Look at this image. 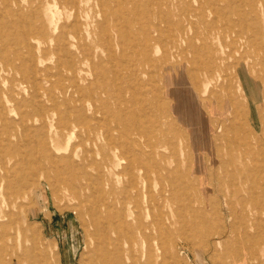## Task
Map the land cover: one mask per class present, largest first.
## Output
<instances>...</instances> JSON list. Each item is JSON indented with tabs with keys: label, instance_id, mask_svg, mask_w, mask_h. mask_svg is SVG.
Listing matches in <instances>:
<instances>
[{
	"label": "rangeland",
	"instance_id": "rangeland-1",
	"mask_svg": "<svg viewBox=\"0 0 264 264\" xmlns=\"http://www.w3.org/2000/svg\"><path fill=\"white\" fill-rule=\"evenodd\" d=\"M142 3H146V6ZM108 4L112 6L109 7ZM22 6L26 14L36 12L42 17L51 16L54 21L52 25H45V35L25 37L21 29L23 22L18 20L20 25L8 24L9 19L14 17L12 21L16 20L17 14L13 11L17 9V5L10 6V15L1 17V13L5 11L4 5L0 4V32L3 33L0 34V155L5 159L12 157V161L19 160L22 156L28 157L35 163L34 166H38L37 160L42 161L40 165H45L44 151L38 140L44 136L48 138L51 129L55 130V125L50 127L51 123L55 121L57 125L66 122L68 117L74 118L78 114L77 109L86 118L97 113L96 107L101 111L96 119L88 121L92 126L89 125L92 128L89 135L92 138L89 141H86L88 135L83 127L78 129L79 135L73 136L71 140L67 134L60 138L59 146L56 145V149H53L58 159L56 165L54 167L48 164L54 180L51 178L49 181H40L43 186L34 183V190L29 191L31 196L43 195L46 199L42 205L44 212L39 214L37 220H33L34 224L49 233L50 238L44 233V241L58 243V239L62 249L70 253L72 264H88L90 250L85 244L89 239L85 231L88 228L83 227L85 222H82L87 220V212L92 211L93 214L97 213L94 218L106 230V233L104 230L102 232L106 237L103 245L108 258L122 264L121 251L126 247V238L134 237L135 233L128 223L123 222L121 215H124L127 207L134 205L130 201L136 199L139 207H144L149 202L154 207L156 205L154 210L157 217L167 219L165 221L169 233L159 231L150 240V264H264V214L260 218L262 224L254 225V219L260 216L261 205L264 206V0H23ZM61 31L64 32L62 38L59 37ZM148 31L152 33L150 37L146 35ZM107 38L111 39L112 44ZM31 54L33 57L29 59ZM98 58H101L100 61ZM33 61H36L35 70ZM71 64L80 70L79 75L85 80L82 81L83 86L88 87L92 82L97 86L95 93L106 100L107 105L96 99L92 101L85 94L81 96V104L79 101L64 102L56 91L54 95L59 100L57 103L52 101L53 92L50 91L52 86L49 80H55L61 72L66 74V69ZM211 68H215L214 72ZM47 71L53 78L48 77ZM33 72L36 73L35 76ZM135 74L139 75L137 80L134 78ZM129 75L134 86L130 89L131 93H126V96L124 94V99L119 91ZM211 75H214L215 80L207 84L208 89L205 90L204 84ZM57 107L61 114L55 115L53 122L52 119L37 116L42 111L50 112ZM242 112L246 116L243 117ZM117 117L119 121L124 117L132 120V123L136 121L133 125L137 126L134 135L136 139L127 146L129 158L121 161L117 172H107L105 163L117 168L115 166L118 161L114 159L117 152L106 144L104 136L109 131L115 138L119 137ZM197 121L201 123V127L197 128ZM151 143L154 147L149 146ZM29 168H21L17 164L9 168L7 174L0 173V193L6 201L29 188ZM145 176L148 179L149 196L151 195L149 198L143 186ZM233 186L239 189V193L231 200L232 205H229L227 199L231 197ZM68 193L74 197L71 202L65 198ZM55 194L59 199H54ZM30 210L31 208H24L26 213ZM22 213L19 210L14 215L19 222L22 220ZM4 222V226L0 227V258L8 247L6 221ZM143 222L147 223L149 219L144 218ZM134 225L138 224L134 222ZM27 236L30 237L29 232ZM140 249L138 256L143 254V247ZM115 254L119 256L116 257ZM30 261L28 258L24 264L33 263ZM0 264H4V261L1 260Z\"/></svg>",
	"mask_w": 264,
	"mask_h": 264
},
{
	"label": "bare ground",
	"instance_id": "bare-ground-1",
	"mask_svg": "<svg viewBox=\"0 0 264 264\" xmlns=\"http://www.w3.org/2000/svg\"><path fill=\"white\" fill-rule=\"evenodd\" d=\"M22 1L23 0H0V4H2V5H4V11H5V13H7L6 15H5V13H1L2 14V16L1 17H5V16H8V15H10V13H12V10H11V7L10 6H12V5H17V9H15L14 11H13V13H15V14H17V17H16V20H14V21H12L13 19H14V17H13V19H9V23L8 24H19L20 25V23L18 22V20L20 21V22H23L22 23V25H21V29H22V31H23V33H24V35H25V37H29V36H31V35H33V34H41V35H45V25L47 24V25H52L53 24V19H52V17L50 16H48V17H42L41 15H39L38 13H33V14H31V15H29V14H26L25 12H24V6H22ZM26 1H30V0H26ZM42 1V0H41ZM179 1V0H178ZM225 1V0H224ZM239 1V0H238ZM65 2H67V1H65ZM69 2V1H68ZM74 2V1H73ZM149 2V1H148ZM148 2H146V3H148ZM150 2H151V0H150ZM215 2V1H214ZM219 2H221V1H219ZM229 2H230V0H229ZM234 2V1H233ZM263 2V1H262ZM77 3H78V1H77ZM123 3H124V1H123ZM136 3H137V1H136ZM140 3V2H139ZM144 3V2H143ZM142 3V5H144ZM146 3H145V5L144 6H146ZM211 3V2H210ZM243 3V2H242ZM241 3V4H242ZM261 3V2H260ZM52 4V3H51ZM61 4V3H60ZM110 4V3H109ZM108 4V5H109ZM130 4V3H129ZM171 4H173V3H171ZM229 4V3H228ZM79 5V4H78ZM120 5H121V3H120ZM155 4H153V6H154ZM200 5V4H199ZM230 5H231V3H230ZM244 5V4H243ZM61 6V5H60ZM110 6H112V5H109V7ZM148 6V5H147ZM171 6V5H170ZM228 6V5H227ZM38 7H40V6H38ZM37 7V8H38ZM51 7V6H50ZM100 7H101V5H100ZM103 7V6H102ZM150 7V6H149ZM173 7V6H172ZM177 7V6H176ZM222 7H224V6H222ZM229 7V6H228ZM227 7V8H228ZM240 7H242V6H240ZM245 7V6H244ZM249 7V6H248ZM30 8V7H29ZM52 8V7H51ZM73 8H74V6H73ZM112 8V7H111ZM170 8V7H169ZM180 8H181V6H180ZM225 8V7H224ZM239 8V7H238ZM66 9V8H65ZM102 9V8H101ZM159 9V8H158ZM221 9V8H220ZM232 9V8H231ZM230 9V10H231ZM2 10H3V8H2ZM28 10V9H27ZM60 10H61V8H60ZM68 10V9H67ZM71 10H72V7H71ZM77 10V9H76ZM129 10V9H128ZM150 10H151V7H150ZM150 10H148V11H150ZM156 10V9H155ZM181 10V9H180ZM217 10V9H216ZM222 10V9H221ZM226 10V9H225ZM244 10H245V8H244ZM140 11V10H139ZM152 11V10H151ZM183 11V10H182ZM213 11H214V9H213ZM227 11V10H226ZM234 11V10H233ZM2 12V11H1ZM103 12V11H102ZM107 12V11H106ZM167 12V11H166ZM174 12V11H173ZM242 12V11H241ZM263 12V11H262ZM114 13V12H113ZM112 13V14H113ZM115 13H116V10H115ZM114 13V14H115ZM137 13V12H136ZM143 13H144V11H143ZM168 13V12H167ZM179 13H180V11H179ZM232 13V12H231ZM240 13V12H239ZM61 14V13H60ZM103 14V13H102ZM117 14V13H116ZM121 14V13H120ZM158 14V13H157ZM166 14V13H165ZM185 14V13H184ZM215 14H216V12H215ZM43 15V14H42ZM65 15H66V13H65ZM75 15V14H74ZM129 15V14H128ZM186 15V14H185ZM221 15H222V13H221ZM232 15V14H231ZM248 15V14H247ZM12 16H13V14H12ZM82 16V15H81ZM122 16V15H121ZM179 16H180V14H179ZM216 16V15H215ZM217 16H218V14H217ZM233 16V15H232ZM242 15H240V17H241ZM116 18H117V16H115ZM114 17V18H115ZM128 17V16H127ZM132 17V16H131ZM146 17V16H145ZM76 18V17H75ZM83 18V17H82ZM158 18H159V15H158ZM164 18V17H163ZM214 18H216V17H212V19H214ZM89 19V18H88ZM121 19H122V17H121ZM150 19V18H149ZM245 19V18H244ZM251 19V18H250ZM258 19V18H257ZM74 20V19H73ZM90 20V19H89ZM143 20V19H142ZM174 20V19H173ZM203 21H204V19H202ZM226 20H227V18H226ZM239 20H240V18H239ZM253 20V19H252ZM91 21V20H90ZM139 21V20H138ZM144 21V20H143ZM149 21V20H148ZM153 21V20H152ZM151 21V22H152ZM166 21V20H165ZM175 21V20H174ZM174 21H173V24H174ZM195 21V20H194ZM14 22V23H13ZM77 22V21H76ZM141 22V21H140ZM139 22V25L141 24V23H143V22H141L140 23ZM160 22V21H159ZM163 22V21H162ZM170 22V21H169ZM172 22V21H171ZM189 22V21H188ZM205 22V21H204ZM213 22V21H212ZM215 22V21H214ZM228 22V21H227ZM127 23V22H126ZM179 23V22H178ZM180 23H183V22H180ZM179 23V24H180ZM225 23V22H224ZM223 23V24H224ZM24 24H26V26H24ZM77 24V23H76ZM94 24H96V23H94ZM102 24V23H101ZM119 24H122V23H119ZM184 24V23H183ZM222 24V25H223ZM230 24V23H229ZM244 24H246V21H245V23ZM259 24V23H258ZM68 25V24H67ZM124 25H126V24H124ZM157 25V24H156ZM219 25V24H218ZM58 26V25H57ZM69 26V25H68ZM86 26H87V24H86ZM141 26H143V25H141ZM165 26H166V23H165ZM225 26V25H224ZM231 26H232V24H231ZM236 26V25H235ZM5 27V26H4ZM99 27V26H98ZM117 27V26H116ZM127 27V26H126ZM183 27H184V25H183ZM183 27H181V28H183ZM213 27V26H212ZM221 27V26H220ZM234 27V26H233ZM245 27H246V25H245ZM244 27V28H245ZM71 28V27H70ZM69 28V29H70ZM128 28V27H127ZM139 28V27H138ZM142 28V27H141ZM151 28V27H150ZM180 28V29H181ZM240 28H241V25H240ZM239 28V29H240ZM249 28H250V26H249ZM258 28V27H257ZM9 29V28H8ZM109 29V28H108ZM173 29V28H172ZM218 29V28H217ZM232 29V28H231ZM3 30V29H2ZM15 30V29H14ZM68 30V29H67ZM72 30V29H71ZM79 30V29H78ZM118 30V29H117ZM156 30V29H155ZM175 30V29H174ZM251 30V29H250ZM261 30V29H260ZM19 31V30H18ZM102 31V30H101ZM106 31V30H105ZM144 31V30H143ZM173 31V30H172ZM182 32H183V30H181ZM225 31H227V30H225ZM230 31V30H229ZM7 32V31H6ZM66 32V31H65ZM79 32V31H78ZM159 32V31H158ZM234 32V31H233ZM237 32V31H236ZM248 32H250V31H248ZM2 32H0V34H1ZM68 33V32H67ZM73 33V32H72ZM102 32H100V34H101ZM226 33V32H225ZM3 34V33H2ZM5 34V33H4ZM6 34H8V33H6ZM59 37L60 38H62L63 36H64V32L63 31H61V32H59ZM74 34H75V32H74ZM88 34V33H87ZM152 33H151V31H148L147 33H146V35H147V37H150V35H151ZM11 35V34H10ZM160 35V34H159ZM236 35H239V34H236ZM246 35V34H245ZM1 36V35H0ZM133 36H135V35H133ZM155 36V35H154ZM169 36V35H168ZM183 36H184V32H183ZM182 36V37H183ZM192 36V35H191ZM243 36V35H242ZM251 36V35H250ZM262 36V35H261ZM21 37H22V34H21ZM172 37V36H171ZM226 37V36H225ZM13 38V37H12ZM86 38V37H85ZM89 38V37H88ZM166 38V37H165ZM184 38V37H183ZM204 38V37H203ZM240 38V37H239ZM244 38V37H243ZM27 39V38H26ZM104 39H105V37H104ZM108 39V38H107ZM110 39V38H109ZM108 39V40H109ZM136 39V38H135ZM146 39V38H145ZM161 39V38H160ZM164 39V38H163ZM2 40H3V38H2ZM65 40V39H64ZM150 40V39H149ZM186 40V39H185ZM192 40H194V39H192ZM10 41V40H9ZM136 41V40H135ZM187 41H188V39H187ZM250 41V40H249ZM61 42V41H60ZM109 42V41H108ZM145 42V41H144ZM24 43L26 44V40L24 41ZM59 43V42H58ZM109 43H111V39H110V42ZM131 43V42H130ZM140 43V42H139ZM187 43V42H186ZM223 43V42H222ZM55 44V43H54ZM68 44V43H67ZM87 44V43H86ZM112 44V43H111ZM137 44V43H136ZM160 44V43H159ZM196 44V43H195ZM194 44V45H195ZM5 45V44H4ZM22 45V44H21ZM28 45V44H27ZM33 45H35V44H33ZM56 45V44H55ZM59 45V44H58ZM106 45V44H105ZM128 45H129V43H128ZM155 45V44H154ZM187 45V44H186ZM199 45V44H198ZM205 45V44H204ZM203 45V46H204ZM263 45V44H262ZM13 46V45H12ZM57 46V45H56ZM135 46V45H134ZM141 46V45H140ZM139 46V47H140ZM142 46H143V44H142ZM35 47H36V45H35ZM34 47V48H35ZM66 47V46H65ZM64 47V48H65ZM32 48H33V46H32ZM86 48V47H85ZM107 48V47H106ZM109 48H110V46H109ZM151 48H153V47H151ZM40 49V48H39ZM60 49V48H59ZM91 49V48H90ZM120 49V48H119ZM164 49V48H163ZM229 49V48H228ZM33 50V49H32ZM87 50V49H86ZM89 50V49H88ZM87 50V51H88ZM143 50V49H142ZM153 50H154V48H153ZM38 51V50H37ZM70 51V50H69ZM116 51V50H115ZM141 50H139V52H140ZM143 51H145V50H143ZM149 51V50H148ZM63 52H65V51H63ZM67 52H68V49H67ZM89 52V51H88ZM92 52H94V51H92ZM117 52V51H116ZM121 52V51H120ZM31 53V52H30ZM33 53V52H32ZM72 53L73 52H71V56H72ZM101 53V52H100ZM122 53V52H121ZM120 53V54H121ZM136 53H137V51H136ZM168 53V52H167ZM35 54V53H34ZM39 54V53H38ZM58 54H59V52H58ZM89 54V53H88ZM135 54V53H134ZM147 54H148V52H147ZM175 54V53H174ZM197 53H195V55H196ZM210 54V53H209ZM236 53H234V55H235ZM94 55V54H93ZM123 55V54H122ZM137 55H139V54H137ZM177 55V54H176ZM193 55V54H192ZM195 55H193V57L195 56ZM207 55H208V53H207ZM229 55V54H228ZM36 56H38V55H36ZM67 56H70V54L69 55H67ZM89 56V55H88ZM150 56V55H149ZM189 56V55H188ZM246 56H247V54H246ZM33 57V55L31 54L30 56H29V59L30 58H32ZM153 57V56H152ZM173 57V56H172ZM183 57V56H182ZM185 57V56H184ZM190 57V56H189ZM213 57V56H212ZM17 58V57H16ZM15 58V59H16ZM26 58V57H25ZM34 58H35V56H34ZM38 58V57H37ZM92 58V57H91ZM74 59V58H73ZM99 59V61H100V59L101 58H98ZM162 59V58H161ZM186 59V58H185ZM18 60V59H17ZM62 60V59H61ZM72 60V59H71ZM92 60V59H91ZM94 60V59H93ZM120 60V59H119ZM139 60V59H138ZM189 60V59H188ZM191 60H193V58H191ZM31 61V60H30ZM60 61V60H59ZM58 61V62H59ZM109 61V60H108ZM114 61H115V59H114ZM124 61V60H123ZM157 61H158V59H157ZM156 61V62H157ZM200 61V60H199ZM217 61V60H216ZM36 62V61H35ZM34 61L32 62V65L34 66V70L36 69V63H35ZM69 62V61H68ZM103 62V61H102ZM113 61H111V63H112ZM156 62L154 63L155 65H156ZM187 62V61H186ZM194 62H195V60H194ZM201 62H202V60H201ZM35 63V64H34ZM91 63H92V61H91ZM109 63V62H108ZM192 63H193V61H192ZM233 63V62H232ZM41 64H42V61H41ZM50 64V63H49ZM144 64H145V62H144ZM203 64V63H202ZM134 65V64H133ZM152 65V67H153V64H151ZM175 65V64H174ZM198 65V64H197ZM208 65V64H207ZM222 65V64H221ZM226 65V64H225ZM228 65V64H227ZM236 65V64H235ZM263 65H264V63H263ZM48 66V65H47ZM61 66H63V65H61ZM61 66H59V67H61ZM69 67H67V69H66V74L65 73H60L59 74V72H58V77L55 79V80H49L50 82H51V86H52V88H51V92H53V95H52V97H53V99H52V101H54L55 103H57V101L59 100V98H56L55 97V95H54V93H55V91H56V93L58 92L59 94H60V96L59 97H61V100H63L64 102H68V101H72L73 103L76 101V103H77V101H79V103L81 102V96H83L84 94V96H86V98L88 97V99H90V98H92V101H93V99L95 100H97L99 103H106L105 101L106 100H104V99H102V97L100 98V96H99V94H96L95 92H96V87L97 86H95L94 84H92V82H90V84L88 85V87L86 86V87H84L83 85L84 84H82V81H85V80H83V77H81L80 75H79V71L80 70H78V68L77 67H74V66H72V64L71 65H68ZM93 66V65H92ZM120 66V65H119ZM157 67H158V65H156ZM239 66V65H238ZM58 67V68H59ZM66 67V66H65ZM94 67H96V66H94ZM93 67V68H94ZM98 67V66H97ZM111 67V66H110ZM200 67H201V65H200ZM203 67V66H202ZM232 67V66H231ZM42 68V67H41ZM53 68V67H52ZM104 68V67H103ZM114 68V67H113ZM125 68V67H124ZM136 68V67H135ZM138 68V67H137ZM189 67H188V65H187V69H188ZM40 69V68H39ZM49 69H51V68H49ZM61 69V68H60ZM63 69H65V68H63ZM108 69H109V67H108ZM126 69V68H125ZM158 69V68H157ZM176 69V68H175ZM193 69V68H192ZM199 69V68H198ZM203 69V68H202ZM43 70V69H42ZM93 70V69H92ZM97 70V69H96ZM149 70V69H148ZM153 70V69H152ZM152 70H150V71H152ZM159 70V69H158ZM169 70V69H168ZM214 70H215V68L212 70V68H211V71H213L214 72ZM228 70V69H227ZM232 70V69H231ZM58 71H59V69H58ZM115 71V70H114ZM127 71V70H126ZM194 71V70H193ZM12 72V71H11ZM101 72V71H100ZM99 72V73H100ZM103 72V71H102ZM155 72V71H154ZM158 72V71H157ZM195 72V71H194ZM243 72V71H242ZM263 72V71H262ZM6 73V72H5ZM34 73L35 72H33V75H34ZM47 73H48V71H47ZM55 73H57V72H55ZM83 73V72H82ZM104 73V72H103ZM118 73H120V71L118 72ZM137 73V72H136ZM150 73V72H149ZM152 74H153V71L151 72ZM193 73V72H192ZM36 74V73H35ZM22 75V74H21ZM53 75V74H52ZM94 75V74H93ZM23 76V75H22ZM35 76V75H34ZM50 76H51V74L50 73H48V77L50 78ZM223 76H225V75H223ZM250 76V75H249ZM52 77V76H51ZM105 77H106V75H105ZM115 77H117V76H115ZM154 77V76H153ZM196 77V76H195ZM248 77V76H247ZM42 78V77H41ZM40 78V79H41ZM53 78V77H52ZM107 78V77H106ZM121 78V77H120ZM134 78L137 80L138 78H139V75L138 74H135L134 75ZM141 78V77H140ZM161 78V77H160ZM251 78V77H250ZM254 78V77H253ZM15 79V78H14ZM39 79V78H38ZM51 79V78H50ZM105 79V78H104ZM126 79V78H125ZM154 79V78H153ZM156 79V78H155ZM245 79V78H244ZM214 80H215V78H214V75H211L210 77H209V80L207 81V82H205V84H204V89L205 90H207L208 88H207V84H209V83H213L214 82ZM15 81V80H14ZM34 81V80H33ZM155 81V80H154ZM102 82H103V80H102ZM152 82V81H151ZM157 82V81H156ZM199 82V81H198ZM197 82V83H198ZM35 83V82H34ZM40 83V82H39ZM97 83V82H96ZM139 83H140V80H139ZM196 83V84H197ZM229 83V82H228ZM33 84V83H32ZM49 84V83H48ZM121 84V83H120ZM143 84V83H142ZM146 84V83H145ZM223 84V83H222ZM221 84V85H222ZM230 84V83H229ZM246 84V83H245ZM34 85V84H33ZM45 85V84H44ZM43 85V86H44ZM104 85H105V82H104ZM150 84H148V86H149ZM248 85V84H247ZM254 85V84H253ZM35 86H37V85H35ZM41 86V85H40ZM42 86V87H43ZM134 85L132 84V80H131V78H130V75H129V77L125 80V82H124V86L122 87V89L119 91V94H121L122 93V96H123V98L124 99H126L125 98V96H126V93H128V92H130V89H131V87H133ZM241 86V85H240ZM108 87H111V85L109 86L108 85ZM176 87V86H175ZM192 87V86H191ZM29 88V87H28ZM37 88V87H36ZM104 88H106L105 86H104ZM160 88V87H159ZM164 87H162V89H163ZM178 88H179V86H178ZM38 89H40V88H38ZM110 89V88H109ZM117 89V88H116ZM134 89H135V87H134ZM142 89V88H141ZM145 89V88H144ZM156 89H158V88H156ZM247 89V88H246ZM249 89V88H248ZM35 90V89H34ZM37 90V89H36ZM41 90V89H40ZM118 90V89H117ZM148 90H150V89H148ZM161 90V89H160ZM28 91V90H27ZM85 91H86V93H85ZM136 91V90H135ZM145 91V90H144ZM2 92V91H1ZM31 92V91H30ZM146 92V91H145ZM28 93V92H27ZM50 93V92H49ZM107 93V92H106ZM109 93H111V92H109ZM131 93V92H130ZM162 94V92H159V94ZM31 94V93H30ZM37 94H38V92H37ZM36 94V95H37ZM45 94V93H44ZM103 94V93H102ZM124 94H125V96H124ZM153 94V93H152ZM3 95V94H2ZM144 95H145V93H144ZM38 96H40V94L38 95ZM37 96V97H38ZM114 96V95H113ZM146 96V95H145ZM258 96V95H257ZM46 97V96H45ZM1 98V97H0ZM32 98H34V97H32ZM113 98V97H112ZM139 98H141V97H139ZM138 98V99H139ZM233 98V97H232ZM231 97H230V99H232ZM107 99V98H106ZM158 99V98H157ZM263 99V98H262ZM108 100V99H107ZM132 100V99H131ZM140 100V99H139ZM148 100V99H147ZM233 100V99H232ZM247 100V99H246ZM251 100V99H250ZM91 101V102H92ZM115 101H116V99H115ZM128 101V100H127ZM134 101H135V99H134ZM134 101H132V102H134ZM137 101V100H136ZM141 101V100H140ZM198 101V100H197ZM203 101V100H202ZM209 101V100H208ZM89 102V101H88ZM4 103V102H3ZM35 103H36V101H35ZM40 103V102H39ZM94 102H92V104H93ZM123 103V102H122ZM37 104H38V102H37ZM68 104V103H67ZM81 104V103H80ZM88 104V103H87ZM121 104V103H120ZM133 104H136V103H133ZM151 104V103H150ZM157 104V103H156ZM249 104V103H248ZM1 105V104H0ZM41 105V104H40ZM66 105V104H65ZM84 105H86V104H84ZM84 105H83V107H84ZM106 105H107V103H106ZM109 105V104H108ZM123 105V104H122ZM148 105V104H147ZM38 106V105H37ZM49 105H47V107H48ZM51 106V105H50ZM71 106V105H70ZM76 106H79V104H77ZM75 106V107H76ZM131 106H132V104H131ZM145 106V105H144ZM151 106V105H150ZM234 106V105H233ZM259 106V105H258ZM40 107V106H39ZM52 107V106H51ZM69 107V106H68ZM88 107V106H87ZM102 105H101V109H102ZM108 107V106H107ZM129 107V106H128ZM133 107V106H132ZM137 107V106H136ZM141 107V106H140ZM248 107V106H247ZM1 108H3L2 106H1ZM110 108V107H109ZM145 108H146V106H145ZM148 108V107H147ZM146 108V109H147ZM151 108V107H150ZM242 108H244V107H242ZM41 109V108H40ZM88 109V108H87ZM104 109V108H103ZM124 109V108H123ZM135 109V108H134ZM143 109V108H142ZM146 109H145V111H146ZM257 109V108H256ZM261 109V108H260ZM262 109H264V108H262ZM261 109V110H262ZM42 110V109H41ZM83 110V109H82ZM95 110H97V113H93V115H90V117H85L84 115H82L81 114V110L80 109H77V112H78V114L77 115H75V117L74 118H72L71 117V119H70V117H68L67 119H66V122H63V123H60V124H55V118H54V116L55 115H57V114H61V110H60V108H56V109H54L53 111H48V112H45V111H42V112H40V113H38L37 114V116L38 117H40V118H45L46 120L49 118V119H52V122L53 123H51V126L50 127H52L53 125H55L54 127H55V130H52L51 129V131H50V133L48 134V138L47 137H42V138H40L39 140H38V144L42 147L41 149L44 151V160H45V163H43V164H45V165H40V163H42V161L41 160H37L38 162H36L37 163V165L38 166H34V164L35 163H32L30 160H29V158L28 157H23L22 156V158H20L19 160L17 159V160H14V161H12L13 160V158L12 157H9V158H3L2 157V155H0V173L1 172H5L4 174H7L6 172L9 170V168H12V167H14L15 165H17V164H20V167L22 168V166H25L26 168H29V167H31V169H30V171H29V173H28V178H29V181H28V184H29V188L26 190V191H24V192H22L21 194H19V195H17L16 197H14V198H12V199H10L9 201H6L5 199L6 198H4L2 195H1V193H0V227H2V226H4L3 224L5 223L4 221H6V225H5V228H6V230H5V233L7 234L6 236H7V242H8V247L6 248V251H5V253L1 256V258H0V262H1V260L2 261H4V264H24L25 262H26V260L28 259V258H30L31 259V261L30 262H33V263H31V264H72V262H71V256H70V253H67V251H64V248L62 249V247H61V243L59 242V240L57 239V237L56 236H54V238L55 239H57V241H58V243H54V242H52V241H47V242H45L44 241V233H45V235L47 236V237H49L50 238V236H49V233L47 232V230L46 229H44V231L42 230V227L41 226H39V225H37V224H34V221L33 220H37L38 219V216H39V214H41V213H43L44 211L42 210V205L44 204V202H45V197L43 196V195H34V196H31V193L29 192V191H33L34 190V187H35V185H34V183L36 184L37 183V185H42V183L40 184L39 182L40 181H44V180H47V181H49L51 178H53L51 175H50V170H49V168H51V167H49V165H53L54 167H55V163H56V160H58L56 157H55V154L53 153V149H56V145H58V142H59V140H60V138H63V136L64 135H66L67 134V137H69L70 138V140L72 139V137L73 136H75V135H79V133H77L78 132V129H80V128H84V129H86V135H88V137H87V140L86 141H89L91 138L89 137V135H90V133L92 132V128H90L89 127V125H90V123L88 122L89 120H94V119H96V116L99 114V113H101V111H98V108L96 107V109ZM163 110V109H162ZM3 111V110H2ZM75 111H76V108H75ZM87 111V110H86ZM143 111V110H142ZM141 111V112H142ZM149 111V110H148ZM152 111H153V108H152ZM245 111V110H244ZM96 112V111H95ZM124 112H126V111H124ZM130 112V111H129ZM138 112V111H137ZM136 112V113H137ZM154 112V111H153ZM7 113V112H6ZM86 113V112H85ZM237 113V112H236ZM19 114V113H18ZM240 114V113H239ZM244 114H245V112H244ZM88 115V114H87ZM115 115V114H114ZM144 115V114H143ZM188 115V114H187ZM242 115H243V112H242ZM31 116V115H30ZM103 116V115H102ZM113 116V115H112ZM148 116V115H147ZM244 116H246V115H243V117ZM119 117V116H118ZM117 117V120H118V122H119V128L120 129H118L120 132H119V137L118 138H115L112 134H110V133H108L107 132V134L104 136V140H106V144L107 145H109V146H111V148H112V150H114L115 152H117L116 154H115V156H114V159H116L117 161H118V163L116 164V166L115 167H117V168H113V166L110 164H108L107 162L105 163L106 164V167H107V172H111V171H116V169L118 170L119 168H120V166H121V164H122V162L121 161H123V160H126V159H128L129 158V156H128V151H126L127 150V146L129 145V144H132L133 142H134V140L133 139H136V138H134V135L136 134V127L135 126H133V125H135L134 123L136 122H134V123H132V120H130L129 118H126V117H124V118H122V119H120V121H119V118ZM129 117V116H128ZM137 117V116H136ZM142 117V116H141ZM146 117V116H145ZM179 117V116H178ZM104 119L106 118V117H103ZM109 117H107V119H108ZM26 119V118H25ZM32 119V118H31ZM137 119H138V117H137ZM189 119H191V118H189ZM230 119V118H229ZM232 119V118H231ZM239 120H240V118H238ZM23 120V119H22ZM33 120V119H32ZM115 120V119H114ZM154 120H155V118H154ZM156 120H158V118L156 119ZM237 120V119H236ZM248 120V119H247ZM25 121V120H24ZM139 121H140V118H139ZM151 121V120H150ZM187 121H188V118H187ZM231 121H233V120H231ZM241 121V120H240ZM239 121V122H240ZM23 122V121H22ZM94 122V121H93ZM97 122V121H96ZM106 122H107V120H106ZM115 122V121H114ZM249 122V121H248ZM111 123V122H110ZM138 123H140V122H138ZM171 123V122H170ZM169 123V124H170ZM226 123V122H225ZM263 123V122H262ZM21 124V123H20ZM117 124V123H116ZM201 123L199 122V121H197V128L198 127H201V125H200ZM229 124H230V122H229ZM233 124H234V122H233ZM249 124V123H248ZM99 125V124H98ZM107 125V124H106ZM145 125V124H144ZM91 126V125H90ZM112 126V125H111ZM117 126V125H116ZM146 126V125H145ZM231 126H232V124H231ZM25 127V126H24ZM27 127V126H26ZM29 127V126H28ZM92 127V126H91ZM100 126H98V128H99ZM118 127V126H117ZM134 127V128H133ZM148 127V126H147ZM210 127V126H209ZM234 127V126H233ZM249 127H250V125H249ZM264 127V126H263ZM30 128V127H29ZM115 128V127H114ZM114 128H112V129H114ZM26 129V128H25ZM149 129V128H148ZM176 129V128H175ZM225 129V128H224ZM253 129V128H252ZM263 129V128H262ZM93 130H94V128H93ZM143 130V129H142ZM178 130H180V129H178ZM203 130V129H202ZM244 130L246 131V129L244 128ZM251 130V129H250ZM166 131V130H165ZM96 132V131H95ZM99 132V131H98ZM151 132H152V130H151ZM205 132V131H204ZM254 132V131H253ZM146 133V132H145ZM193 133H194V131H193ZM198 133V132H197ZM199 133H200V131H199ZM210 133V132H209ZM255 133V132H254ZM201 134V133H200ZM208 134V133H207ZM232 134V133H231ZM44 135H46V134H44ZM238 135V134H237ZM240 135V134H239ZM251 135V134H250ZM83 136V135H82ZM195 136V135H194ZM204 136V135H203ZM219 136V135H218ZM102 137V136H101ZM148 137V136H147ZM196 137V136H195ZM198 137V136H197ZM225 137V136H224ZM227 137V136H226ZM248 137V136H247ZM259 137V136H258ZM263 137V136H262ZM8 138V137H7ZM179 138V137H178ZM9 139V138H8ZM30 139V138H29ZM261 139H263V138H261ZM20 140V139H19ZM159 140V139H158ZM229 140V139H228ZM26 141V140H25ZM203 141V140H202ZM234 142H235V140H233ZM239 141V140H238ZM244 141V140H243ZM261 141H263V140H261ZM173 142V141H172ZM260 142V141H259ZM223 143V142H222ZM217 144V143H216ZM253 144V143H252ZM261 144V143H260ZM264 144V143H263ZM218 146H219V142H218V144H217ZM38 146V145H37ZM59 146V145H58ZM84 145H83V143L81 142V147H83ZM150 147H154V145H153V143H151L150 145H149ZM226 146H228V145H226ZM264 146V145H263ZM54 147V148H53ZM136 147V146H135ZM190 147V146H189ZM206 147V146H205ZM229 147V146H228ZM237 147V146H236ZM260 147V146H259ZM60 148V147H59ZM84 148H86V147H84ZM138 148V147H137ZM136 148V149H137ZM164 148V147H163ZM185 148V147H184ZM238 148H240V147H238ZM10 149H13L12 147H10ZM241 149V148H240ZM35 150V149H34ZM90 150V149H89ZM142 150V149H141ZM151 150V149H150ZM223 150V149H222ZM250 150V149H249ZM264 150V149H263ZM262 150V151H263ZM138 151V150H137ZM247 151V150H246ZM37 152H38V149H37ZM179 152V151H178ZM189 152H190V150H189ZM251 152H252V150H251ZM261 152V151H260ZM23 153V152H22ZM35 153H36V151H35ZM59 153V152H58ZM92 153H94V152H92ZM171 153V152H170ZM244 153H246L245 151H244ZM95 154V153H94ZM255 154V153H254ZM258 154V153H257ZM14 155H15V152H14ZM131 155V154H130ZM150 155H152V154H150ZM170 155V154H169ZM232 155V154H231ZM250 155H252V154H250ZM93 156V155H92ZM149 156V155H148ZM155 156V155H154ZM192 156H193V154H192ZM156 157V156H155ZM132 158V157H131ZM130 158V159H131ZM150 158V157H149ZM254 158V157H253ZM252 158V159H253ZM136 159V158H135ZM255 160H256V158H254ZM253 159V160H254ZM258 159V158H257ZM260 160H261V158H259ZM62 160V159H61ZM89 160V159H88ZM100 160V159H99ZM177 160V159H176ZM90 161V160H89ZM94 161H95V159H94ZM111 162L113 161V158H111V160H110ZM110 161H108V162H110ZM133 161V160H132ZM143 161V160H142ZM178 161H180V160H178ZM190 161V160H189ZM248 161V160H247ZM246 161V162H247ZM48 162V163H47ZM64 162H65V160H64ZM141 162V161H140ZM152 162H154V161H152ZM227 162V161H226ZM232 162V161H231ZM260 162V161H259ZM90 163V162H89ZM94 163V162H93ZM248 163H249V161H248ZM253 163V162H252ZM49 164V165H48ZM65 164V163H64ZM98 164V163H97ZM149 164V163H148ZM188 164H190V162H188ZM223 164V163H222ZM129 165H130V163H129ZM262 165V164H261ZM260 165V166H261ZM63 166V165H62ZM176 166V165H175ZM178 166V165H177ZM176 166V167H177ZM186 166V165H185ZM232 166V165H231ZM240 166V165H239ZM59 167H61L60 165H59ZM130 167V166H129ZM139 168H140V165H139ZM174 168V167H173ZM234 168V167H233ZM159 169V168H158ZM157 169V170H158ZM190 169H192V168H190ZM228 169H229V167H228ZM69 170V169H68ZM156 170V171H157ZM168 170V169H167ZM251 170H252V168H251ZM264 170V169H263ZM123 171H124V169H123ZM236 171V170H235ZM238 171V170H237ZM250 171V170H249ZM253 171V170H252ZM262 171V170H261ZM117 172V171H116ZM126 172V171H125ZM174 172H175V170H174ZM247 172V171H246ZM260 172V171H259ZM76 173V172H75ZM158 173V172H157ZM181 173V172H180ZM185 173V172H184ZM186 173H187V171H186ZM239 173H241V172H239ZM248 173V172H247ZM261 173V172H260ZM130 174V173H129ZM174 174V173H173ZM250 174H251V172H250ZM98 175V177L100 176L99 174H97ZM117 175V174H116ZM118 175H120V174H118ZM145 175V174H144ZM147 175V174H146ZM168 175H169V173H168ZM180 175H182V174H180ZM246 175V174H245ZM255 175H257V174H255ZM254 175V176H255ZM56 176H58V175H56ZM63 176V175H62ZM162 176V175H161ZM179 176V175H178ZM186 176V175H185ZM184 176V177H185ZM239 176V175H238ZM260 176H261V174H260ZM66 177V176H65ZM150 177H151V174H150ZM163 177V176H162ZM168 177V176H167ZM174 177H175V175H174ZM182 177V176H181ZM245 177V176H244ZM257 177V176H256ZM263 177V176H262ZM100 178V177H99ZM166 178V177H165ZM164 178V179H165ZM178 178V177H177ZM186 178V177H185ZM235 178V177H234ZM239 178V177H238ZM255 178V177H254ZM261 178V177H260ZM259 178V179H260ZM67 179V178H66ZM91 179H92V176H91ZM91 179L89 180L90 182H91ZM95 179V178H94ZM164 179H162V180H164ZM167 179V178H166ZM246 179V178H245ZM53 180H54V178H53ZM148 179H147V177L145 176L144 177V182H143V186H144V188H146V191H147V196H148V198L151 196H149V187H148V181H147ZM173 180V179H172ZM182 180H183V178H182ZM88 181V180H87ZM88 181V182H89ZM150 181V180H149ZM169 181H170V179H169ZM174 181H175V179H174ZM238 182H239V179L237 180ZM258 181V180H257ZM51 182V181H50ZM94 182V181H93ZM92 182V183H93ZM96 182V181H95ZM99 182V181H98ZM241 182H242V180H241ZM252 182V181H251ZM259 182H261V181H259ZM258 182V183H259ZM264 182V181H263ZM8 183V182H7ZM39 183V184H38ZM100 183V182H99ZM107 183V182H106ZM169 183H171V182H169ZM173 183V182H172ZM237 183V182H236ZM247 182H245V184H246ZM256 183V182H255ZM90 184V183H89ZM96 184V183H95ZM94 184V185H95ZM130 184V183H129ZM161 184V183H160ZM174 185H176L175 183H173ZM238 184V183H237ZM244 184V183H243ZM262 184V183H261ZM36 185V186H37ZM94 185L92 186V187H94ZM107 185V184H106ZM254 185V184H253ZM43 186V185H42ZM130 186V185H129ZM161 186H163V185H161ZM160 186V187H161ZM237 186V185H236ZM242 186V185H241ZM246 186H248V185H246ZM250 186V185H249ZM255 186V185H254ZM259 186V185H258ZM106 187V186H105ZM1 184H0V191H1ZM251 188V187H250ZM37 189V188H36ZM127 189H129V188H127ZM167 189V188H166ZM171 189V188H170ZM247 189V188H246ZM254 189V188H253ZM260 189H262V188H260ZM44 190V189H43ZM93 190V189H92ZM106 190V189H105ZM153 190V189H152ZM244 190V189H243ZM251 190H252V188H251ZM94 191H96V190H94ZM253 191V190H252ZM257 191V190H256ZM135 192V191H134ZM153 192V191H152ZM258 192H260V191H258ZM34 193V192H33ZM104 193V192H103ZM102 193V194H103ZM177 193V192H176ZM239 193V189L237 188V187H235V186H233L232 187V190H231V193H230V199L228 200L227 199V203L229 204V205H232V199H233V197L235 196V195H237ZM249 193V192H248ZM254 193V192H253ZM35 194V193H34ZM136 194V193H135ZM139 194V193H138ZM156 194V193H155ZM252 194V193H251ZM253 195V194H252ZM97 196V195H96ZM126 196V195H125ZM180 196V195H179ZM238 196V195H237ZM247 196V195H246ZM258 196V195H257ZM259 196H261V195H259ZM73 197V196H72ZM71 197V195L68 193V195L65 197L66 199H68L70 202L71 201H73V199H74V197L72 198ZM98 197V196H97ZM105 197V196H104ZM109 197V196H108ZM153 197V196H152ZM151 197V198H152ZM252 197V196H251ZM59 199V197H58V195H56L55 194V196H54V199ZM106 199H108V198H106ZM253 199H255V198H253ZM158 200H159V198H158ZM258 200V199H257ZM109 201V200H108ZM149 201H151V200H149ZM95 202H97V201H95ZM99 202V201H98ZM130 202H132L134 205H132L131 207H127V210L124 212V215L122 214L121 215V217L123 218V222L124 223H128L130 226H131V228H132V232L133 233H135V234H133L134 235V237H127L126 238V241H125V244H126V247H124V249H122V256H123V258H122V264H148L150 261H151V259H150V247H149V244H150V240L152 241L154 238V235L156 234V233H158L159 231H162L164 234H166V233H169V231H167V223H166V221H167V219H165V218H163L162 216H160V217H157V215H156V213H155V207H156V205H155V207L153 206V204L152 203H150L149 202V204H147L146 206H144V207H139V201L138 200H136V199H134V200H132V201H130ZM163 202V201H162ZM234 202V201H233ZM110 203H112V202H110ZM123 203V202H122ZM156 203V202H155ZM80 204V203H79ZM93 204V203H92ZM109 204V203H108ZM124 205H125V202L123 203ZM165 204H166V201H165ZM164 204V205H165ZM99 205V204H98ZM120 205V204H119ZM245 205V204H244ZM261 205V204H260ZM260 205H259V207H260ZM86 206H88V204L86 205ZM95 206H96V204H95ZM126 206V205H125ZM162 206V205H161ZM169 206V205H168ZM175 206V205H174ZM79 207H80V205H79ZM84 207H85V205H84ZM97 207V206H96ZM158 207V206H157ZM163 207V206H162ZM261 209H259L260 211H259V215L260 216H258V217H256L255 219H254V225H256V226H258V225H260V224H262V221H261V214H264V206H262L261 205ZM7 208V209H6ZM23 208V209H22ZM24 208H31V210H30V212L29 213H26V212H24ZM99 208H100V206H99ZM170 208V207H169ZM181 208V207H180ZM158 209V208H157ZM192 209V208H191ZM198 209V208H197ZM241 209V208H240ZM23 211V213H22V220L19 222L16 218H14V215L16 214V212L17 211ZM48 210V209H47ZM166 210V209H165ZM99 211H100V209H99ZM174 211V210H173ZM181 211H182V208H181ZM183 211H185V210H183ZM196 211V210H195ZM198 211V210H197ZM84 212V211H83ZM122 212H123V210H122ZM187 212V211H186ZM203 212V211H202ZM111 213V212H110ZM119 213H121V212H119ZM161 213V212H160ZM160 213H159V215H160ZM179 213V212H178ZM177 213V214H178ZM95 214H97V213H95ZM95 214H93L92 213V211L90 212V211H88L87 212V215H88V218H87V220L86 221H83L82 223H84L85 222V225L83 226V227H86V228H88V229H86L85 231L87 232V235H88V237H89V239H88V241H86L85 242V244H86V246H87V248H88V250H90V257H89V263L88 264H118V261L117 260H110L109 258H108V253H107V251H106V249L104 248V243L106 242V240H105V236H104V234H103V230H104V233H106V230H105V228H104V226H103V224L102 225H100L99 223H98V221L94 218V215ZM114 214V213H113ZM167 214V213H166ZM183 214V213H182ZM204 214V213H203ZM202 214V215H203ZM233 214H235V213H233ZM164 215V214H163ZM179 215V214H178ZM195 215V214H194ZM116 216V215H115ZM119 216V215H118ZM204 216H206V215H204ZM101 217H103V216H101ZM109 217V216H108ZM120 217V218H121ZM181 217V216H180ZM198 217V216H197ZM203 217V216H202ZM79 218H80V216H79ZM144 218H147V219H149V222H147V223H144L143 222V219ZM185 218V217H184ZM242 218V217H241ZM115 219H116V217H115ZM263 219V218H262ZM166 220V221H165ZM110 221V220H109ZM115 221V220H114ZM181 221V220H180ZM107 222V221H106ZM105 222V223H106ZM134 222H136V224H138L137 226L136 225H134ZM181 223V222H180ZM245 223V222H244ZM243 223V224H244ZM45 224V221H43V227L45 226L44 225ZM107 225V224H106ZM186 225V224H185ZM234 225V224H233ZM232 225V226H233ZM122 226V225H121ZM184 226V225H183ZM184 227H186V226H184ZM122 228H124L125 229V227H122ZM121 228V229H122ZM234 228V227H233ZM241 228V227H240ZM239 228V229H240ZM85 229V228H84ZM183 229V228H182ZM238 229V228H237ZM263 229V228H262ZM180 231V230H179ZM27 232H29L30 233V237H28L27 236ZM83 232H84V230H83ZM120 233V232H119ZM132 235V236H133ZM262 235V234H261ZM239 235L237 234V237H238ZM111 237V236H110ZM261 237V236H260ZM239 238V237H238ZM108 240V239H107ZM118 240V239H117ZM211 240V239H210ZM213 240V239H212ZM113 243L115 242V238H114V241H112ZM143 247V254H140L139 256H138V252H140L141 251V249H140V247ZM214 246H216V245H214ZM117 249V248H116ZM211 249V248H210ZM117 251H118V249H117ZM152 252V251H151ZM114 255V254H113ZM116 255V257H117V255L118 254H115ZM157 255V254H156ZM119 256V255H118ZM86 258V257H85ZM119 258H121V257H119ZM116 259V258H115ZM161 261V260H160ZM29 262V263H30ZM150 264V263H149Z\"/></svg>",
	"mask_w": 264,
	"mask_h": 264
}]
</instances>
